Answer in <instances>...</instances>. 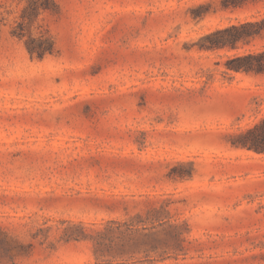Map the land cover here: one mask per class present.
Instances as JSON below:
<instances>
[{
	"label": "rangeland",
	"instance_id": "374dc122",
	"mask_svg": "<svg viewBox=\"0 0 264 264\" xmlns=\"http://www.w3.org/2000/svg\"><path fill=\"white\" fill-rule=\"evenodd\" d=\"M49 3L0 0V264H264V0Z\"/></svg>",
	"mask_w": 264,
	"mask_h": 264
},
{
	"label": "trees",
	"instance_id": "16d2710c",
	"mask_svg": "<svg viewBox=\"0 0 264 264\" xmlns=\"http://www.w3.org/2000/svg\"><path fill=\"white\" fill-rule=\"evenodd\" d=\"M37 1L29 0V6L28 7H33L34 5H37ZM49 0L43 1L39 3L38 5H41L45 8L49 7ZM36 9V6L33 7ZM34 14V9L31 11V13H26L24 15L32 18ZM18 27L21 29L19 32L14 31L15 33L18 34V36H24L23 34V22H20ZM233 29H238L237 27H233ZM243 35L240 34H235L229 39H220L216 41H212L211 47H222L227 44L234 45L238 40L242 38ZM27 49L30 52L32 56L36 55L37 57H43L47 52H52L53 51V46L54 43L50 37H44L40 39L36 38H29L26 41ZM264 51L257 54L256 56H245L240 58V60H248V59H256L255 62L253 63H247L246 64H241L237 65L235 67L236 69H242L244 68L245 70H257L261 71L264 70ZM238 145H241L243 147H246L250 150H254L256 152H264V119L256 124L255 126L248 128L245 132L241 133L238 136Z\"/></svg>",
	"mask_w": 264,
	"mask_h": 264
}]
</instances>
